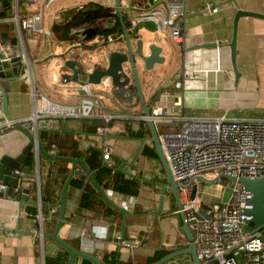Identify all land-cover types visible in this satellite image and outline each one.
Returning a JSON list of instances; mask_svg holds the SVG:
<instances>
[{
    "label": "crops",
    "instance_id": "obj_1",
    "mask_svg": "<svg viewBox=\"0 0 264 264\" xmlns=\"http://www.w3.org/2000/svg\"><path fill=\"white\" fill-rule=\"evenodd\" d=\"M8 1L9 6L5 8V16L0 17V54L16 55V37L9 19L12 1ZM66 1L57 0L55 5H63ZM183 1L185 37L182 44L175 42L167 28L160 29L151 19H140L132 30L136 33V36H132L133 41L141 37L147 46L155 42L162 46L161 54L165 56L164 61L156 64L153 70L140 69L145 98L152 105L150 111L153 107L160 106L163 113H172L175 107H179L182 114L187 116L264 118V18L252 15H242L238 18L235 61L239 75L235 79L228 46L237 10L235 2L232 0ZM236 1L243 9L264 13V0ZM132 2L134 9L138 11L144 0ZM206 2L217 4L218 10L210 12L203 9ZM2 9L3 4L0 1V10ZM73 12L72 9L65 11L68 20ZM3 32H6V35L2 37ZM54 36L57 37L55 32ZM203 42H217L218 45L181 50L183 44L190 46ZM58 46L62 47L60 53L69 48L84 53L76 43H51L43 36L30 40L26 48L28 55L35 61L33 70L38 80L35 103L38 108L46 109L53 103L77 101L73 92L77 86L76 82L62 81L54 88L51 80L56 71H52L48 78L46 69L59 68V72L62 70L60 65L63 57L56 52ZM105 47L124 50L123 33L122 37L119 34L114 41L107 42ZM19 67V60L0 63V77L10 78L7 81V112L10 118L27 116L33 108L34 100L30 94L27 69L24 68L21 76L18 77ZM192 71L198 72L199 76L187 75ZM177 80H180V86L175 85ZM92 90L102 95V91L94 88ZM109 90L110 88L104 91L109 99L106 103L103 98L105 107L126 113L127 117H115L110 120L106 135L96 133V127L103 122L97 115L86 118H59L52 126L44 128L56 132L58 144L66 151H69L68 146L72 138L77 139L78 149L88 146L100 148L101 156L103 144H111L110 158H102L103 161L108 165L114 164L116 169L125 171L127 176L136 175L141 180L138 194L133 196L131 202L130 195L107 188L108 196L129 213L124 215L120 212V216H105L101 214V208L77 210L81 188L68 183L65 211L67 218L64 216L58 235L71 246L88 251L100 260L103 254L115 251V257L118 259L138 264L134 260L135 255L147 256L153 254L156 249L172 250L182 247L187 244V238L181 230V217L179 212L175 211L177 206L170 191L165 190L162 208L158 211L161 185L167 184V180L164 179L166 176L161 169L158 155L153 157L142 152L144 144L154 145V143L150 139V131L149 134L146 131L148 127L146 120L131 113L140 112L139 100L137 97L134 98L132 105L129 106L130 103H122L118 100L119 97H115L111 92L108 93ZM90 119H97L99 122L93 132L87 133L85 126L86 123L89 124ZM4 120L5 116L0 110V123ZM156 125L164 128V126H172V123L160 122ZM131 131H142L144 136L141 138L130 136ZM55 138V136L51 138L52 143L49 145V150L45 149L46 151L57 153ZM27 141L26 135L21 130L14 126L0 125V156L18 155ZM30 151L33 153V165L28 168L24 162L21 170V176L29 180L26 186L30 190L26 199L20 202L13 196L0 193V223L3 225V229L0 230V264H44L45 255H55L63 248L50 235L56 223L51 221V215L55 212L51 209L56 206L53 205L48 209L49 215L47 217L44 214L41 223L38 219V213L41 211L38 206L40 196L38 197L37 186L34 187L33 184V181L39 178L41 189L50 170H56L58 165L54 161L57 159L39 154L35 148H31ZM67 166L70 173L71 162L67 161ZM31 200L35 201L33 204L37 210L34 215L27 208L28 201ZM56 210L59 211V207ZM94 225L96 227L105 225L106 236L98 237L93 230ZM117 234H122L126 238H139L141 245L130 251L129 248L117 243ZM178 244L181 245L177 246ZM188 256L191 261L189 254Z\"/></svg>",
    "mask_w": 264,
    "mask_h": 264
},
{
    "label": "built area",
    "instance_id": "obj_2",
    "mask_svg": "<svg viewBox=\"0 0 264 264\" xmlns=\"http://www.w3.org/2000/svg\"><path fill=\"white\" fill-rule=\"evenodd\" d=\"M11 1L9 19L13 25L16 46L20 47L16 55H19L20 61L26 65L24 68L27 69L26 74L30 78V94L34 102L30 114L18 118H5L0 125L14 126L15 123H21L29 127L39 138L40 129L52 126L59 118H86L97 115L103 122L96 127V133L106 135L109 128L108 122L115 117H127V114L106 108L102 95L96 94L89 82L76 83L77 86L73 91L77 98L76 102L53 103L46 109L38 108L35 103L38 80L34 74V66H30L33 60L26 52V48L30 40L43 36L51 43H76L82 49L95 50L100 47L108 51L110 48H106L103 44L114 41L119 35L118 31L104 36L99 29L113 26L115 16H98L91 22L71 27L69 38H59L54 36L53 25L67 21L65 11L72 9L76 12L82 9L88 0H67L63 5H55L57 0ZM93 1L103 6H111L115 12L114 0ZM35 3L37 4L32 7ZM142 3L136 11L132 0H120L128 30H133L140 19H151L160 29L167 28L175 42L182 44L185 37L184 1L144 0ZM202 8L215 12L218 10V5L206 2ZM87 28L95 29V34L90 39H85ZM120 36L122 37V33ZM82 54V51L69 48L65 57L76 59L88 71L100 65L89 60L85 62L84 57H81ZM12 56L4 54L0 60H9ZM125 70L128 71V69ZM61 72L62 70L53 74L51 84L54 88L59 82L64 81ZM187 75L197 77L199 73L192 71ZM80 77L86 79V76ZM180 84V80L175 81L176 86ZM1 100L0 90V110L2 111ZM121 102L129 103L127 99ZM133 115L145 120L150 117L155 123L165 158L177 182L181 206L175 211H181L185 221L193 220L189 225L196 245L198 264H264V227L254 232L244 228L250 223L248 220L250 215L245 212V209L251 206L248 201L251 193L237 179L238 177L259 178L264 175V118L187 116L182 114L179 107H175L172 113H163L160 106L153 107L148 116L142 113ZM160 122L172 123V126L158 129L156 124ZM111 151V144L104 143L102 158L109 159ZM21 173L20 171V177ZM74 173L75 177L82 178L86 170L77 163ZM224 174H230L236 178H228L223 176ZM221 178H225L227 185L231 186L230 196L226 200L223 195L219 201L203 200L199 195L201 184L204 181H215ZM36 179L33 184L34 187L37 186L39 197L40 182L39 178ZM28 182L29 180L23 176L21 184L26 186ZM4 186L0 183V188ZM130 201L133 202V196L130 197ZM38 206L40 208V199ZM57 207L58 203L56 207H52L51 211H56ZM38 219L42 223L44 216L41 211L38 213ZM2 229L3 225L0 223V230ZM93 230L98 237H105L107 234L105 225L97 227L94 225ZM116 241L130 251L141 245L139 238H126L122 234L116 235Z\"/></svg>",
    "mask_w": 264,
    "mask_h": 264
},
{
    "label": "water",
    "instance_id": "obj_3",
    "mask_svg": "<svg viewBox=\"0 0 264 264\" xmlns=\"http://www.w3.org/2000/svg\"><path fill=\"white\" fill-rule=\"evenodd\" d=\"M235 2L237 6V10L234 15L233 22V33L231 40L228 42V46L230 48V58L232 67L235 74V79L238 78L239 72L236 68V32H237V21L238 18L242 15H252L257 17L264 18V13L246 10L241 8L236 0H232ZM115 12L118 16V19L123 28V39L125 42V49H110L105 51V62L103 65H96L90 71L84 69L82 63L77 62L76 59L71 57H65L68 50L60 53V56L63 57V61L61 64L62 72L61 76L65 82L74 81L76 83H99L103 77H108L110 80V91L112 95L115 97H119L118 100L121 102L123 99H127L130 103L129 106L132 105L133 97H137L141 104L140 112H131L133 114L142 113L144 115H150L151 104L145 98L144 90L141 82V71H151L155 67L156 64L162 63L165 59V56L161 54L162 46L158 45L155 42H151L145 45L143 39L141 37L137 38L135 41L132 40L130 32L127 27V23L124 17V12L120 5V0H114ZM86 35L85 39H90L95 34L94 28H87L85 30ZM217 42H203L192 44L190 46H185L184 44L181 47V50H189L193 48L199 47H216ZM17 49L20 50V47L17 46ZM4 54H0V57ZM12 60H19V55H13L9 60H0L1 62H7ZM35 61L30 62V66H34ZM25 63L20 61V67L18 71V77L21 76ZM125 69H128L126 71ZM80 76H86V79L81 78ZM13 78H17L12 76ZM12 78V79H13ZM10 78L7 76L0 77V90L2 94L1 100V109L5 116V118H10V115L7 112V81ZM146 122L150 131V139L154 143V150L158 155V158L161 162L162 168L164 170L167 184H162L159 195V207L158 211L161 210L164 193L165 190L171 192L176 206L179 208L181 206L180 199L178 195L177 182L174 180L173 175L170 171L168 162L165 158V154L160 142V138L158 136V132L155 126V123L152 118L148 117ZM14 127L21 130L27 137L28 141L26 145L22 149V151L16 156H10L7 154H3L0 156V183L4 184V188H0V193L3 192L9 196H13L20 202L24 201L27 196V192H29L30 188L27 186H23L21 184L23 177H20V171L24 166V162L26 156L31 148H35V150L50 159H64L71 162V170L70 173L65 180L58 198V216L53 231L50 233L51 237L59 243L64 249L68 251V261L67 264H73L75 257L85 258L91 261L93 264H104L100 259H98L95 255L91 254L88 251H85L81 248H75L67 243L63 238L58 235V230L60 225L63 222L65 211H66V191L68 187V183L70 178L74 173V169L77 163L81 164L85 170L86 174L82 178H88L93 186L98 190L99 194L102 198L113 208L121 212L122 214H128L129 212L122 206L115 203L107 194V192L102 188V186L98 183L96 177L93 172L87 166L86 162L80 157H72L62 154H57L53 152H48L45 150L42 141L40 138L36 137L33 132L29 129V127L21 124L15 123ZM223 176L228 178H236L230 174H224ZM239 182L243 185V187L250 191L251 195L248 198V201L251 203L250 207L245 209V212L250 215L249 224H246L244 228L249 231H257L264 227V175L259 178H244L238 177ZM182 225L181 230L185 234L187 238V244L182 247H178L172 249L162 255L160 258L153 260L151 262H147L145 264H163L165 261L180 255V254H189L191 257L192 264H198V258L196 253V245L193 241V234L191 231V227L189 223L193 222L190 220L189 222L185 221L183 213L179 212ZM113 264H134L132 262H125L122 259H118L115 257Z\"/></svg>",
    "mask_w": 264,
    "mask_h": 264
},
{
    "label": "trees",
    "instance_id": "obj_4",
    "mask_svg": "<svg viewBox=\"0 0 264 264\" xmlns=\"http://www.w3.org/2000/svg\"><path fill=\"white\" fill-rule=\"evenodd\" d=\"M3 4V9L0 10V17L5 16V8L9 6L8 0H0ZM134 1V0H132ZM108 15H114L115 16V23L113 26L99 29V32L107 36L109 33H112L114 31H118V34L123 33V28L121 26V23L118 19V16L116 12L113 11V7L111 6H103L100 3L88 0L85 6L70 14L69 20L61 23H55L53 25L54 32L56 33L57 37L59 38H69V30L71 27L80 25L84 22H91L95 20L98 16H108ZM9 28V27H8ZM11 30V28H10ZM131 37L136 36V33L132 30H129ZM6 35V32L1 33V36L3 37ZM1 37V38H2ZM3 39V38H2ZM97 119H90L89 124L86 123L85 131L87 133L93 132L95 129V126L98 124ZM161 128V126H160ZM158 126V129H160ZM163 128V127H162ZM164 128H171V126H164ZM147 133L149 134V128L147 127ZM51 134L52 137L55 136L54 143L56 147L58 148L57 153L72 157H80L82 158L87 166L90 168V170L93 172L94 176L96 177L98 183L102 186V188L106 191L107 188H111L112 190L124 193L127 195L135 196L138 194L139 187L141 180L136 176H127L125 174V171L116 169L115 165H108L106 162L103 161L101 156V150L98 147L95 146H88L83 149H78V141L75 138H72L70 140V145L68 146L69 151L64 150L61 148V145L58 144V137L56 135V132L54 130H51L50 128H41L39 131V136L41 141L43 142L44 148L46 150H49V145L52 143L51 141ZM130 136L134 137H143L144 132L138 131V132H129ZM142 152L148 156L157 157V153L154 150V145H147L144 144L142 147ZM57 163L56 170H50L48 173V176L45 180V183L42 185L40 189V202H41V213L44 215L46 214L47 217L49 214L48 209H50L51 206H57V200H58V194L59 189L61 188L63 182L65 181L68 173H69V167L67 166V161L64 159H57L54 161ZM26 166L28 168H31L33 165V153L29 151V153L26 156L25 159ZM163 170V168L161 167ZM165 180L166 177H164ZM69 184L75 187L81 188V193L78 198V207L77 210L80 209H96L101 208V214L105 216L109 215H118L120 216L121 213L110 206L99 194L98 190L93 186L91 181L89 179L84 178H78L72 176L69 180ZM173 198V196H172ZM34 199V198H33ZM27 208L29 211H31V214L36 213V206L33 204L35 201L31 200L28 201ZM58 208V207H57ZM58 210L54 212L53 215H51V221L53 223L56 222V216H57ZM65 216V215H64ZM67 218V216H65ZM181 244H178L179 246ZM77 248V247H76ZM169 248H160L156 249L153 254L143 256V255H135L134 260L138 264H145L147 262H151L153 260H156L160 258L162 255L170 251ZM68 251L64 248H61L58 253L55 255H45L44 256V264H67L68 261ZM115 251H110L105 254H103L101 260L104 264H113L115 259ZM78 264H92L91 261L75 257L73 263Z\"/></svg>",
    "mask_w": 264,
    "mask_h": 264
},
{
    "label": "rangeland",
    "instance_id": "obj_5",
    "mask_svg": "<svg viewBox=\"0 0 264 264\" xmlns=\"http://www.w3.org/2000/svg\"><path fill=\"white\" fill-rule=\"evenodd\" d=\"M97 41V40H95ZM106 45V44H103ZM58 51L61 52L62 47H57ZM84 50V53L81 55V57H84V61L87 62L92 61L95 63H99L100 65H103L105 62V48H96L95 50ZM85 55V56H84ZM61 68V65H60ZM48 78H50L52 71L59 72V68L55 69H46ZM74 82V81H73ZM110 80L108 77H103L99 83H92L90 86L96 90L102 91V96L105 100V102H109L108 97L104 94V91L110 88ZM39 103H41V100H39ZM217 183V184H216ZM218 183L220 185H218ZM232 188L231 186L227 185V182L225 178H221L219 180L215 181H204L203 184L200 186L199 195L200 197L208 202L212 201H219L221 199V196L223 195L224 199L226 200L230 194H231ZM215 194V195H214ZM218 194V195H216ZM163 264H191V261L189 259L188 254H180L177 255L167 261H165Z\"/></svg>",
    "mask_w": 264,
    "mask_h": 264
}]
</instances>
